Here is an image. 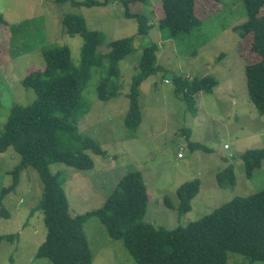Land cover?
<instances>
[{
	"label": "rangeland",
	"instance_id": "rangeland-1",
	"mask_svg": "<svg viewBox=\"0 0 264 264\" xmlns=\"http://www.w3.org/2000/svg\"><path fill=\"white\" fill-rule=\"evenodd\" d=\"M130 8L149 17L153 27L147 35L137 36V21L125 16L119 1L78 7L54 0H0V132L14 104L27 105L35 99L34 91L21 82L28 73L45 66L44 46H69L74 64L80 65L83 38L64 32L61 22L65 14L84 16L90 30L104 34L106 42L99 49L103 53L108 51L107 43L135 36L136 51L120 62L119 95L108 101L98 98L107 61L104 68L93 69L83 91V101L90 108L79 119L78 128L96 140L107 156L90 153L95 162L91 170L62 163L52 164L50 170L54 174L61 171L66 178L64 188L74 216L100 207L125 174L139 170L150 197L144 220L172 230L209 215L235 197L264 188V163L247 178L241 158L247 150L264 147V115L249 98L245 75L246 65L257 58L251 51L252 36L242 38L234 31L247 19L242 0L197 1L200 26L169 40L163 39L158 24L163 15L162 0ZM151 44L159 46L157 63L161 69L140 86L142 122L133 130L124 122L130 107L128 95L142 51ZM176 74L188 78L212 75L218 81L212 93L198 94L196 115L174 91ZM192 143L200 147L192 150ZM20 159L12 148L0 151V193L12 182L9 171ZM229 165L234 166L237 184L221 188L217 174ZM196 178L201 186L189 212L180 213L165 204L167 197L178 205L177 189ZM42 193L38 172L33 167L23 170L16 191L3 201L10 217L0 215V233L18 236L14 241L1 242L0 264H51L47 258H36L47 235L43 211L36 210ZM85 232L94 254L93 264H137L124 242L112 239L97 218L86 222ZM228 257L227 264H264L239 253L230 252Z\"/></svg>",
	"mask_w": 264,
	"mask_h": 264
},
{
	"label": "trees",
	"instance_id": "trees-1",
	"mask_svg": "<svg viewBox=\"0 0 264 264\" xmlns=\"http://www.w3.org/2000/svg\"><path fill=\"white\" fill-rule=\"evenodd\" d=\"M57 4L74 6H106L116 1L125 7V16L137 21V36L147 35L153 25L149 17L131 10L130 5L146 4L149 0H54ZM199 0H162L158 24L163 39L179 38L200 26L196 13ZM222 2L223 0H215ZM247 19L234 27L242 38L252 36L251 51L256 60L245 67L248 95L261 115H264V0H242ZM0 20L3 21L0 15ZM62 26L69 36L83 38L80 65L72 60L69 46L52 43L41 50L45 66L22 79L35 99L27 105L14 104L0 132V151L12 148L20 155V162L9 171L12 182L0 193V215L10 217L3 201L15 192L23 170L33 167L43 183V193L36 210H42L47 229L45 241L39 246L36 258H47L51 264H93L94 254L85 232V224L95 217L114 240H122L137 264H227L230 252L244 255L250 261L264 262V188L246 197H235L203 218L169 230L155 227L144 220L150 201L143 173L133 170L117 182L103 204L84 214L72 215L64 188L65 177L52 173L54 163L66 164L80 170L95 167L91 154L107 156V151L93 138L80 132L79 119L89 110L83 101V91L95 68L108 65L98 86V98L108 101L120 92V62L134 53V37L107 43L108 51L100 52L106 38L97 30H90L84 16L67 13ZM159 46L151 44L142 51L137 73L129 92L130 107L125 125L136 130L142 122L140 86L161 69L157 63ZM174 91L184 101L187 110L197 114V96L212 93L218 81L212 75L188 78L174 75ZM192 150L200 145L191 144ZM245 174L251 178L264 163V147L247 150L241 156ZM221 188L237 184L234 166L229 165L217 174ZM201 180L196 178L181 185L176 192L178 205L170 198L165 204L180 213L191 210V200L198 194ZM34 212V211H32ZM18 234L2 235L14 241Z\"/></svg>",
	"mask_w": 264,
	"mask_h": 264
},
{
	"label": "built area",
	"instance_id": "built-area-1",
	"mask_svg": "<svg viewBox=\"0 0 264 264\" xmlns=\"http://www.w3.org/2000/svg\"><path fill=\"white\" fill-rule=\"evenodd\" d=\"M178 156L179 157H183V153H178Z\"/></svg>",
	"mask_w": 264,
	"mask_h": 264
}]
</instances>
